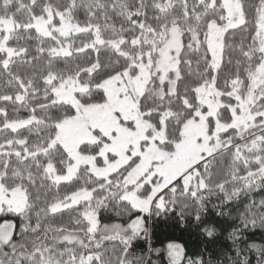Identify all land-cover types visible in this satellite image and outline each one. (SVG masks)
I'll return each instance as SVG.
<instances>
[{
	"label": "snow or ice",
	"instance_id": "1",
	"mask_svg": "<svg viewBox=\"0 0 264 264\" xmlns=\"http://www.w3.org/2000/svg\"><path fill=\"white\" fill-rule=\"evenodd\" d=\"M260 192L264 0H0V264H156L213 198L231 251L169 264H264Z\"/></svg>",
	"mask_w": 264,
	"mask_h": 264
},
{
	"label": "trees",
	"instance_id": "2",
	"mask_svg": "<svg viewBox=\"0 0 264 264\" xmlns=\"http://www.w3.org/2000/svg\"><path fill=\"white\" fill-rule=\"evenodd\" d=\"M264 196V192L255 193L254 198L259 199ZM213 200L207 205V210L201 218V222L194 221L191 217L181 219L178 211L168 212L149 218L148 223L151 229V239L149 241L137 240L133 248L139 253H147L149 243L153 248H158L159 253H152L151 259L156 264H169V258L165 251L169 242H177L183 245L186 257L204 256L206 259L211 257L223 259V253L231 251L232 242L229 233L236 226V214L242 210L247 203V198L234 201L225 205L224 211L230 215L221 216L217 214V209L212 207ZM10 218V217H8ZM5 217H0V222ZM206 224H213L217 228L214 237H208L202 228ZM249 240L264 242V229L253 228L246 232ZM255 253L250 254V264H255Z\"/></svg>",
	"mask_w": 264,
	"mask_h": 264
}]
</instances>
